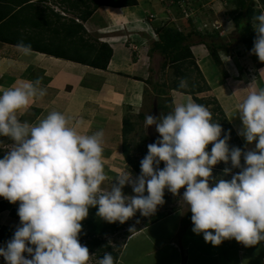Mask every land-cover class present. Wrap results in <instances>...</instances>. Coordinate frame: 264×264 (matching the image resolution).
Wrapping results in <instances>:
<instances>
[{"label":"clouds","instance_id":"clouds-1","mask_svg":"<svg viewBox=\"0 0 264 264\" xmlns=\"http://www.w3.org/2000/svg\"><path fill=\"white\" fill-rule=\"evenodd\" d=\"M254 20L251 54L264 62V14ZM15 47L22 56L33 55L31 44L23 40ZM41 85V78L22 79L0 92V137L12 142L0 159V197L19 202L21 224L6 247H0L6 264H87L89 250L78 236L90 207L97 208V216L108 223H124L137 211L142 216L154 214L164 203L165 189L174 196L186 189L182 200L192 214V231L202 233L206 243L218 246L235 239L251 247L264 241V88L252 85L237 105L242 121L238 135L249 144L256 141L255 150L230 149L229 134L220 139L222 127L213 122L210 110L188 96L166 115L146 116V126L155 125L160 139L147 146L140 175L133 178L124 169L103 190L108 176L102 130L81 134L78 125L70 126V119L55 110L37 123L20 119L47 95ZM179 87L187 88V79L182 78ZM242 155L245 163L239 173L210 186L213 166L230 161L233 168H241ZM230 171L224 169L225 174ZM125 185L134 195L123 193ZM97 264H114V258L105 252Z\"/></svg>","mask_w":264,"mask_h":264},{"label":"crops","instance_id":"crops-1","mask_svg":"<svg viewBox=\"0 0 264 264\" xmlns=\"http://www.w3.org/2000/svg\"><path fill=\"white\" fill-rule=\"evenodd\" d=\"M27 1V4L31 3L42 15H49L50 21L55 22L59 17V27L63 20L66 23L74 20V18L80 20L77 11L70 7L73 0ZM162 1L160 0L159 3V0H145L144 3H141L137 0V5L131 7L101 6L86 21H83L82 26L86 31L84 38L93 41L90 36L97 35L99 36L98 41L107 44L112 51L105 70L81 64L68 58H59L56 55L45 53V51H35L33 48L32 56H22L17 51L15 43L10 44L0 41V92L14 85L18 80L34 81L41 78V86L47 88V95L42 99H38L28 111L23 112L20 119L37 123L40 119L46 117L49 112L59 111L70 119V126L72 124L78 125L77 131L81 134L91 135L102 130L104 133V163L106 164V161L110 162L111 160H115L119 164L120 162L123 163L125 161L122 154L123 119L125 116L136 117L137 119L138 113L143 111L146 88H148L145 81L149 69L153 65L150 63V59L155 55H149L150 43L146 40L151 38V42L156 41L157 36L152 29H154L155 23L162 22L157 16L152 21H148V16L156 14L161 9V5L163 6ZM168 1L170 0H166L164 3ZM7 5L12 6L13 3L7 1ZM54 9L64 12L65 16ZM176 9L179 10L178 7ZM18 10L17 7L12 10V13L8 14V26L6 30H0V37L4 35L3 33L8 35L13 33L16 34L15 41L18 43L24 40L27 35H34L35 33L43 37L51 35L47 32V29L35 30L28 23L18 24L19 26L16 27L15 20L10 15H14ZM145 18L147 22H145ZM53 25H57V23L55 22ZM132 33H135L140 42L139 44H135L137 41L133 43V39L131 40L130 35ZM54 38V42L59 41L62 43L63 35L60 34L58 38ZM100 38L104 40L102 41ZM128 43L137 45L138 53L130 52ZM26 44H29V42H26ZM203 46L196 43L191 47V52L199 67V62L206 64L210 61L209 55ZM144 49H147V51L143 52ZM251 49H248L246 54L251 55ZM232 51L234 49L228 48L227 51H221L219 54L222 68L217 69V71L221 72L220 76L223 77L219 78L217 72L211 70L213 74L209 76V79L207 77L206 80L209 87L211 83H214V86H212L213 96L235 131L242 147L247 152L255 150L256 141L249 144L242 135H238V132L242 130V121L237 111V105L246 98L252 90V85L257 88H264V62L259 61V59H256L258 57H254L255 55L252 54L254 70L249 75L251 70L246 69L245 71L244 68L240 67V60L235 55L236 52ZM237 53H240V50ZM156 55L159 57L158 54ZM226 59L235 63L239 76H235L234 72L228 74L230 65ZM208 63L207 65H209ZM246 63L249 65L248 62ZM212 65L210 66L211 69ZM252 66L253 64L250 62L249 68ZM250 78L252 79L250 80ZM169 96L172 110L177 102H184L190 95L171 91ZM133 133L134 131L128 137H132ZM131 137L129 139L133 142ZM182 218L183 215L180 217L181 224ZM190 225L183 227L187 229ZM2 226L0 225V228ZM0 247H6V244L0 242ZM247 248L244 253L245 256H242L243 264H264V241ZM190 257L194 261L193 264H196L197 260L201 263V259H196V256L191 255ZM0 261H2L1 264H6L2 256H0ZM229 261L232 264H238V260H234V258H230Z\"/></svg>","mask_w":264,"mask_h":264},{"label":"trees","instance_id":"trees-1","mask_svg":"<svg viewBox=\"0 0 264 264\" xmlns=\"http://www.w3.org/2000/svg\"><path fill=\"white\" fill-rule=\"evenodd\" d=\"M7 1H10V3L12 2L13 5H7ZM27 2V0H0V30H6L8 26V14H10V12L12 13V10L18 7L19 10L15 12L14 15H10V17H13L15 20L16 27L23 23H28L30 27L35 28V30L47 29V32L51 34L48 37H43L35 33L34 35H27V37L24 38L23 41L25 43L29 42L35 51H45V53L56 55V57L59 58H68L101 70L107 69L112 55V51L107 44L98 41L93 43L88 39H85V29L81 23H76L74 20H70L68 23L63 20L59 27L60 18L57 17V20L55 21L57 25H53L55 22L49 20V15H42L35 6L31 3L27 4ZM224 2L228 7H233L232 11H234V16L231 19L235 27V32L237 33V38H235V40H239L241 44L249 49L253 48L254 40L256 38V32L253 28L257 23L254 20V17L264 13V0H224ZM135 5H137V0H73L70 7L77 11L81 22H83L101 6L131 7ZM188 8H190L189 4ZM178 13L180 14V11H178ZM193 19H187L188 26L186 28L190 29L188 32L187 29L184 30L186 31L184 32L179 27L163 21L155 23L153 26L157 39L156 41L151 42L148 53L149 55L158 54L163 59L161 62L162 70L170 67L175 78L173 80L169 78V82H162V84L156 82L151 84L149 83L151 80L147 79L145 83L148 87L149 85L151 86V90L146 88L145 95H150L152 98L156 99L157 111L167 109V106L160 103V99L167 96L165 99L170 102L169 95L171 91L188 94L192 97L194 102L204 105L205 107L212 105L213 108L210 111L212 113V120L213 122H218L222 127L220 139H223L225 133H228L232 140L237 141L238 137L217 100L214 98L205 99L198 96V94L207 91L209 87L206 84L200 86L199 84L194 83L190 78L191 74L195 73L202 79L199 68L191 52V47L194 44L197 43L204 45L213 65L220 70L222 63L219 54L221 51H227L230 43H223L222 40L224 38L219 36L215 30L211 32L208 30H197L195 23H197L198 18H195V22ZM3 34V36L0 37L1 42L17 44L15 41L16 34ZM60 34L63 35L62 43L59 41L54 42V37L58 38ZM206 38H209L210 40L207 41L205 40ZM217 39L218 41H216ZM182 78L187 79V88L181 89L179 87ZM216 113L218 114L215 115ZM137 118L144 119L143 113H139ZM134 130L135 125L131 122V117L125 116L122 128V154L128 166L139 176L141 172L140 162L146 154L142 155L143 157L140 159H137L132 153H130L132 149L127 142L128 135ZM142 139L145 140L146 137H143ZM211 147L212 144L210 143L207 145L206 149H211ZM4 155V152L0 150V159H2ZM163 167L164 163L161 162L159 168L163 169ZM223 171L224 170L221 172V178L224 180H230L231 177L227 174H223L225 173ZM2 203V205L6 204L5 201ZM2 210H4V206H0V211ZM17 213V208H11L9 211L11 217L19 219ZM96 213L97 208L90 207L88 216L81 221L82 230L78 236L79 242L81 245L86 246L89 252L93 254L96 253L97 260L102 259L105 252H110L114 258V264H117L120 247L118 248L117 246L114 248L105 239L116 232L123 231L125 226L129 223V219L124 223H120L119 221L108 223L104 219L98 217ZM191 215L192 214L188 209L183 213V226L191 224ZM162 218V213L154 214L151 216V223L157 222ZM15 231V228L2 226L0 228V242L7 244V242L13 238ZM125 235L129 236L130 233L126 231Z\"/></svg>","mask_w":264,"mask_h":264},{"label":"rangeland","instance_id":"rangeland-1","mask_svg":"<svg viewBox=\"0 0 264 264\" xmlns=\"http://www.w3.org/2000/svg\"><path fill=\"white\" fill-rule=\"evenodd\" d=\"M144 1L145 0H139V2L141 3H144ZM164 1L166 0L162 1L165 9L161 5V9L156 12V14H154V17L156 18L157 16V18L162 20L163 22L171 23L179 27L183 31L186 29L187 32L190 31V29L186 28L188 26L187 20L183 17L180 18V14L178 13L176 6L170 7L167 5L169 1L167 3H164ZM188 2L190 9L192 8L190 18H194V22L195 18H198V22L195 25L197 26V30H208L209 32L215 30L219 34V36H222V38H224L222 40L223 43H230V46L228 48L234 49V51L232 52H236L235 55L240 60V67L244 68L245 71L246 69H250L251 72L249 75H251L254 70V58L252 54H246V51H248L249 48L241 44L239 40H235V38H237V33L235 32V27L231 19L234 16V11H232L233 7H228L227 4H225L224 0H188ZM183 9L188 10V7L184 5ZM54 10L57 11L56 9ZM145 22H147V19L145 20ZM90 37H92L93 41L91 42L93 43L97 42L99 38V36L97 35H95L94 37L93 35H91ZM130 37L131 40L133 39V43L135 41H137L135 42V44L140 43L135 33H132ZM101 40L103 41L104 39ZM151 40V38L150 40L148 38V40L146 41H149V43L151 44ZM205 40L209 41L210 39L206 38ZM216 41H218V39ZM239 50L240 53H237ZM146 51L147 49L143 50V52ZM254 57H256V55ZM244 58L246 61L244 60ZM209 59L210 61L208 62L210 63L207 62L209 65H207V63L205 64L199 62L200 67L198 66V68L201 73L202 79L195 73H192L190 76L191 80L194 83L199 84L200 86H203L204 84L208 86L206 78L208 77L209 79V76H212L213 73H211V70L217 72V76L219 78L223 77L220 76L221 72L219 73V71H217V68L212 65L213 63L210 57ZM162 61L163 59L160 56L158 57L156 54L153 58L150 59V63L153 65L152 68L149 69V73L147 75V79L151 80V82L149 83L153 84L156 82L158 84H162V82H169V78H171L172 80L175 78L170 67L162 70ZM227 62L230 65V67H228V74L230 75L234 72L235 76H239L238 69L236 68L235 63L229 60ZM246 62H248L249 65ZM250 62L253 64V66L249 68ZM211 65L212 69L210 68ZM221 68L222 67H220V69ZM251 79L252 78H250V80ZM212 86H214V83H211L210 87L208 86L209 89L204 93L198 94V96L205 99H216L213 96L214 92ZM149 87L148 89L151 90L150 85ZM166 97L161 98L160 103H162V105L164 106H167V109L157 111L156 99L152 98L150 95H146L143 111L141 112V114L143 113L144 115V119H136V117L131 118V122L135 125V130L132 134V137H128V139L131 137L133 139V142L130 141V139L127 142L132 149L130 153H132V155L137 159L143 157L142 155L144 154L147 155V146L149 144L155 143L158 139H160L155 125L147 127L145 124V118L147 115L159 117L170 112L171 102H168L167 99H165ZM207 108L211 111L213 106L210 105ZM217 114L218 113H216L215 115ZM143 137H146V139L143 140ZM227 143L230 149L233 147H237L240 148L242 152H246L242 147L239 139L237 141H234L230 137ZM11 145L12 142L9 138L0 137V150L3 151L4 154L11 148ZM206 150L209 153L211 151V149ZM244 163L245 162L242 155L241 168H233L230 161L227 164L224 162H220L217 165L213 166L212 177L209 180L210 186L214 185V183L219 179H222V170H224L225 168H229L231 171L227 175L232 177V175L237 174L241 171V169L244 167ZM104 165L105 173L108 176V179L105 180L101 185V188L103 190H108L110 188L111 182L115 183L116 176L124 169L130 172L133 178L138 176L128 166L126 161H124L123 163L120 162L119 164L115 160H111L110 162L106 161V164L104 163ZM185 190V188H181L179 190V194L176 196L171 194L167 189L164 190V203L162 205H158L157 210L154 213L163 214V218L159 221L151 223V216L154 214L150 216H142L140 212L137 211L136 214L129 218V223L125 226L123 231L116 232L115 234L106 237L105 240L111 246H113L114 248L117 246L118 248L120 247L119 259L117 261V264H190V262L191 264H193L194 261L192 260V257H190L191 255L196 256V259H201V263L197 260L196 264H232L229 261L230 258L238 260V264H243L242 256H245L244 253L247 247H245L241 243H238L237 241H235V239L224 240L220 245L213 246L211 243H206L204 241L202 233L197 235L192 231V223L187 229L183 227L180 222V217L187 210V206L182 200V195ZM122 191L125 195H134L132 187L129 185H125ZM145 195H147V192H145ZM0 201L1 203L4 201L6 202L5 205H2L4 203H0V206H4V210H2L4 212L0 213V225L2 226L3 224V226H9L15 229L20 227V220L11 217V215L9 214L11 208L18 209L19 202L10 203L3 197H0ZM130 228H133L134 230L130 232ZM126 231L130 233L129 236L125 235ZM89 254L90 259L87 264H97V254H93L91 252H89ZM23 255L26 258H31L28 253H23ZM1 263L2 261H0V264Z\"/></svg>","mask_w":264,"mask_h":264},{"label":"built area","instance_id":"built-area-1","mask_svg":"<svg viewBox=\"0 0 264 264\" xmlns=\"http://www.w3.org/2000/svg\"><path fill=\"white\" fill-rule=\"evenodd\" d=\"M188 4H189L188 0H178V1L170 0L168 2V6H170V7L171 6L178 7V9H179L178 11H180V15H179L180 18L183 17L186 20L188 18H190V16H191V9L188 8V10H186V9H183V7H184V5H186L188 7ZM154 18H155L154 17V14H150L148 16V21H152ZM75 21L76 22H80L78 19H75ZM128 47H129L130 52H132V53H138V47H137V45L132 44V43H128Z\"/></svg>","mask_w":264,"mask_h":264}]
</instances>
